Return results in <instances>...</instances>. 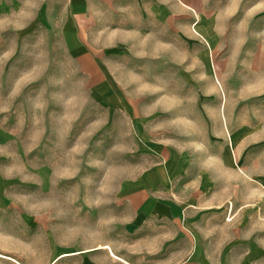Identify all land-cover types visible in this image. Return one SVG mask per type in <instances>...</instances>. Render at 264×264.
Instances as JSON below:
<instances>
[{"label": "rangeland", "instance_id": "rangeland-1", "mask_svg": "<svg viewBox=\"0 0 264 264\" xmlns=\"http://www.w3.org/2000/svg\"><path fill=\"white\" fill-rule=\"evenodd\" d=\"M0 252L264 264V0H0Z\"/></svg>", "mask_w": 264, "mask_h": 264}, {"label": "crops", "instance_id": "crops-1", "mask_svg": "<svg viewBox=\"0 0 264 264\" xmlns=\"http://www.w3.org/2000/svg\"><path fill=\"white\" fill-rule=\"evenodd\" d=\"M0 256L3 257V258L10 259V260L16 262L17 264H23V263H21L20 261H18L17 259L13 258V257L10 256V255H7V254H4V253H1V252H0Z\"/></svg>", "mask_w": 264, "mask_h": 264}, {"label": "bare ground", "instance_id": "bare-ground-1", "mask_svg": "<svg viewBox=\"0 0 264 264\" xmlns=\"http://www.w3.org/2000/svg\"><path fill=\"white\" fill-rule=\"evenodd\" d=\"M241 169V168H240ZM243 172V171H242ZM243 174V173H242ZM247 175V174H246ZM105 247H106V245H105ZM111 254L114 256V257H116L117 259H120V260H122V258H120L119 256H117V255H115L114 253H112L111 252ZM125 262V261H124Z\"/></svg>", "mask_w": 264, "mask_h": 264}]
</instances>
